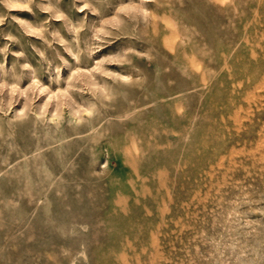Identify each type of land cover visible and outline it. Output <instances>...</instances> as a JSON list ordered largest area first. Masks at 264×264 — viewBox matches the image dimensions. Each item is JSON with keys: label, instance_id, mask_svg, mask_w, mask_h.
I'll list each match as a JSON object with an SVG mask.
<instances>
[{"label": "rangeland", "instance_id": "rangeland-1", "mask_svg": "<svg viewBox=\"0 0 264 264\" xmlns=\"http://www.w3.org/2000/svg\"><path fill=\"white\" fill-rule=\"evenodd\" d=\"M139 1L0 0V264H255L264 0Z\"/></svg>", "mask_w": 264, "mask_h": 264}, {"label": "bare ground", "instance_id": "bare-ground-1", "mask_svg": "<svg viewBox=\"0 0 264 264\" xmlns=\"http://www.w3.org/2000/svg\"><path fill=\"white\" fill-rule=\"evenodd\" d=\"M147 1V0H146ZM141 2H143V0H141ZM140 1H139V3H141ZM125 3V2H124ZM144 3V2H143ZM142 4V3H141ZM145 5V4H144ZM141 6V5H140ZM141 10H142V7H141ZM145 10V9H144ZM164 17V16H163ZM165 18V17H164ZM251 20V19H250ZM249 23V22H248ZM176 33V32H175ZM174 34V33H173ZM170 35V34H169ZM176 36V35H175ZM170 38V37H169ZM168 38V39H169ZM170 41V40H169ZM82 59V58H81ZM80 59V60H81ZM104 60V59H103ZM110 60V59H109ZM112 61V60H111ZM193 62V61H192ZM80 63V62H79ZM99 63V62H98ZM76 64V63H75ZM80 66V65H79ZM98 66V65H97ZM191 66V65H190ZM96 67V66H95ZM94 67V68H95ZM94 68H92V69H94ZM98 68V70L100 69V72L101 71H103L102 70V68H100V66H98L97 67ZM96 68V69H97ZM81 68H79V71H78V75L80 76V77H82L81 79H82V81H83V83L85 84V86H87L88 87V90H89V92H93V91H95V88H96V83L95 82H93L90 78H88L87 77V74H85V73H87V72H83V71H85V70H83V69H81ZM88 69V68H87ZM95 69V70H96ZM98 70H96V71H98ZM71 71V70H70ZM89 71V70H88ZM73 72H75L74 70H73ZM107 73H109V72H107ZM114 73V72H113ZM105 74V73H104ZM71 75V74H70ZM89 75V74H88ZM91 75H92V73H91ZM102 75H103V73H102ZM106 75V74H105ZM119 76V75H118ZM70 77V76H69ZM77 77V76H76ZM79 77V78H80ZM121 77V76H120ZM126 77V76H125ZM125 77H122V78H125ZM80 79V80H81ZM95 81V80H94ZM82 83V82H81ZM102 84V83H101ZM103 85V84H102ZM38 86V85H37ZM39 87V86H38ZM43 87V86H42ZM101 88V87H100ZM100 88H98L99 90H101ZM103 88V87H102ZM42 90V89H41ZM16 92V91H15ZM66 92V91H65ZM101 92V91H100ZM62 93H64V92H62ZM67 93V92H66ZM65 93V94H66ZM55 94V93H54ZM54 94H53V96H54ZM103 94H104V92H103ZM56 95V94H55ZM60 95V94H59ZM63 95V94H62ZM62 95H61V97H62ZM69 95V94H68ZM64 96V95H63ZM49 98V97H48ZM47 98V99H48ZM46 99V100H47ZM52 99V98H51ZM55 99H57V98H55ZM61 99V98H60ZM73 99V98H72ZM49 100V99H48ZM62 101V100H61ZM50 102H51V100H50ZM61 103H63V105H64V102L62 101ZM50 103L49 102H47V101H44V102H42V104H40V105H37V110L36 111H34V113L36 114V118L38 117V115H40V110L42 109V108H46V106H48ZM66 105H68L69 106V114L71 113L72 115H77V114H79L80 113V110H81V107H80V110L78 109V108H76L72 103H71V101H68L67 103H66ZM82 105V104H81ZM80 105V106H81ZM85 105V104H84ZM92 105V104H91ZM25 106V105H24ZM52 107H51V109H49V113H48V116L46 117L48 120H53L54 119V121H59L58 119L60 118V113L61 112H59V110L57 109L58 108V102H55V103H53L52 105H51ZM61 106V105H60ZM68 106H66V107H68ZM40 108V110L38 111V109ZM64 108V107H63ZM85 108V107H84ZM83 108V109H84ZM18 109V108H17ZM88 109V108H87ZM91 109V108H90ZM89 109V110H90ZM44 110H46V109H44ZM61 110V109H60ZM42 111V110H41ZM51 111H52V113H51ZM81 111H83V110H81ZM92 110H90L89 112H91ZM63 112V111H62ZM83 112H85V111H83ZM18 113V112H17ZM88 113V112H87ZM73 117V116H72ZM11 118V117H10ZM75 119L76 118H82L81 117V115H77V117H74ZM261 139V138H260ZM262 140V139H261ZM260 140V141H261ZM260 143H262V142H260ZM244 145V144H243ZM262 145V144H261ZM255 147H257V146H255ZM256 149V148H255ZM254 149V150H255ZM257 150V149H256ZM251 152H253V150H251ZM246 153V152H245ZM248 153V152H247ZM260 154V152L258 153V155ZM229 155H231V154H229ZM252 157V156H251ZM258 157H260V156H258ZM255 161H256V158H254V157H252L251 158V160H250V165L251 166H255ZM228 168V167H227ZM259 169H261V168H259ZM253 177V176H252ZM232 207V206H231ZM234 207V206H233ZM228 208V207H227ZM236 210V209H235ZM237 211V210H236ZM231 212H233V211H231ZM228 216V215H227ZM236 217V216H235ZM262 217H263V220L262 221H264V212H263V214H262ZM253 225V224H252ZM228 226V225H227ZM252 227V226H251ZM227 229V228H226ZM248 231V230H247ZM248 245V244H247ZM249 246L251 247L250 249L253 251V253L255 254V256L257 257V260H256V262H255V264H264V231H263V233L259 236L258 235V233L256 234H254V241L252 242V243H249ZM250 250V251H251ZM244 253V252H243ZM252 257H253V255H252ZM236 258H237V256H236ZM241 258H243V257H241ZM246 258H248V257H246ZM238 260H240V259H238ZM254 260V259H253ZM207 261H209V260H207ZM241 262L243 261V260H240ZM249 261V260H248ZM205 262V261H204Z\"/></svg>", "mask_w": 264, "mask_h": 264}]
</instances>
